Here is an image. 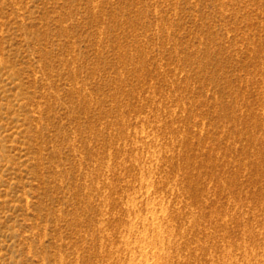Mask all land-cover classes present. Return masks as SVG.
I'll list each match as a JSON object with an SVG mask.
<instances>
[{"label": "rangeland", "instance_id": "rangeland-1", "mask_svg": "<svg viewBox=\"0 0 264 264\" xmlns=\"http://www.w3.org/2000/svg\"><path fill=\"white\" fill-rule=\"evenodd\" d=\"M0 264H264V0H0Z\"/></svg>", "mask_w": 264, "mask_h": 264}]
</instances>
